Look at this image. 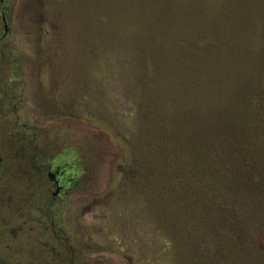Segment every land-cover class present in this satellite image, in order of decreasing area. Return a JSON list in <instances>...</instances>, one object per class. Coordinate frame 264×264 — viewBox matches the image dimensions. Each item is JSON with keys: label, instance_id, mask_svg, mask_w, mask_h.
<instances>
[{"label": "rangeland", "instance_id": "374dc122", "mask_svg": "<svg viewBox=\"0 0 264 264\" xmlns=\"http://www.w3.org/2000/svg\"><path fill=\"white\" fill-rule=\"evenodd\" d=\"M15 3L6 74L23 77L5 94L0 82V264H264V0ZM242 94L239 125L208 134L210 112L223 124ZM19 133L37 135L41 158L78 159L80 187L45 220L35 206L51 185L28 176L36 152L21 157ZM180 143L216 179L208 226L184 227L165 190L158 152Z\"/></svg>", "mask_w": 264, "mask_h": 264}, {"label": "trees", "instance_id": "16d2710c", "mask_svg": "<svg viewBox=\"0 0 264 264\" xmlns=\"http://www.w3.org/2000/svg\"><path fill=\"white\" fill-rule=\"evenodd\" d=\"M235 100V101H234ZM231 102H228L225 107L220 110L224 114L227 121L221 124L219 121L224 119H217L210 112V120L216 121L212 124L208 134L219 135L217 137L222 138L226 127H229V123L234 122L237 126L238 118L242 113H248L247 100L243 94ZM227 112V113H226ZM236 114L238 117H236ZM256 120L251 118L246 121L247 125L250 124L254 127ZM201 121L198 120V123ZM247 140L248 136H247ZM249 142L252 143L251 140ZM218 152L221 151L217 139L214 142ZM158 159L160 160L161 167L166 177L165 190L170 195L174 206L177 209L179 220L187 227V224L196 225L200 222V225L208 226L209 219L207 217V203L211 202L217 196V183L212 182L215 179L211 170H207L208 180L205 181L204 173L200 171V161L189 147L180 144H172L168 146H162L158 152ZM214 172V171H213ZM215 174V172H214ZM215 177L217 178L216 174ZM216 182V179L214 180ZM193 182V185L191 184ZM221 231L214 232L213 236L215 240H221ZM241 239V238H240Z\"/></svg>", "mask_w": 264, "mask_h": 264}, {"label": "flooded vegetation", "instance_id": "af4514ba", "mask_svg": "<svg viewBox=\"0 0 264 264\" xmlns=\"http://www.w3.org/2000/svg\"><path fill=\"white\" fill-rule=\"evenodd\" d=\"M16 13L15 0H0V82H4L6 86L4 94L7 93V87H11V83L18 82L23 77L20 73L15 75L14 78H9L6 74V70L9 69L13 61V53L18 47L15 44V38L20 35ZM16 109L17 106L13 105L12 111L16 112ZM11 139L14 140V143L15 141L25 143L21 147L22 152L24 151V153H21L22 158L30 155L31 158L34 156L33 159L37 161L35 173L30 171L28 172V176L32 177L35 175L38 181H42L43 179L51 185V188H47L50 196L47 202H42L39 206L37 203L35 206L42 212V216L45 215L40 217L45 220L48 218V208L50 205L55 204L57 200L65 198L69 193L76 191L80 187L81 171L76 167L78 164L75 162L78 159H74L73 154L67 149L56 157L50 159L41 158L36 149H32V146L37 143V135L35 133L30 136L24 133L14 134L11 136ZM29 150H33L32 154L36 153L33 156L30 153L25 154ZM40 218H37V221L44 224L45 221H41ZM50 223L53 227V220L50 219ZM58 228L60 232L63 231L60 227ZM67 238L69 239L70 237L67 236Z\"/></svg>", "mask_w": 264, "mask_h": 264}]
</instances>
